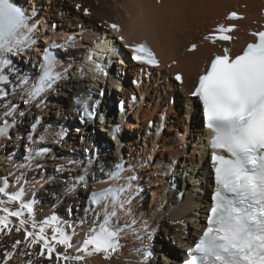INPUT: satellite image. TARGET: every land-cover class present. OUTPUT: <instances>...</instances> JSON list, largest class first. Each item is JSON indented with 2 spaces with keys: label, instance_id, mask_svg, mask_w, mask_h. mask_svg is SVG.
<instances>
[{
  "label": "bare ground",
  "instance_id": "1",
  "mask_svg": "<svg viewBox=\"0 0 264 264\" xmlns=\"http://www.w3.org/2000/svg\"><path fill=\"white\" fill-rule=\"evenodd\" d=\"M21 4L28 18L27 26L17 34L21 44L11 53L0 54V59L11 62L9 66L0 65L3 74L8 76L7 83H0V90L8 93L6 97H0V127H3L5 120L9 123L7 135L0 137V184L7 180L9 192L24 190L23 199L32 202L38 226L46 218L57 217L59 226L72 237L71 243L74 246H79L89 230L97 228L103 221V210L91 202L92 189L105 188L110 183V175L118 172V181L122 185H130L124 193V198L129 202L122 209H118V215L113 218V223L119 229V247L110 258H105L104 254H93L86 256L83 261H75L71 257L80 253L70 248L65 253L70 257L68 260L63 257L57 259V253H64L63 245L56 246L51 259L48 258L47 251L40 256L39 245L27 247L25 231L15 230L19 222L12 217L14 223L9 225L12 228L11 233L7 230L0 233V264L5 250L14 252L8 264H29V261L31 264L182 263L187 258V250L192 246V241L203 228L201 216L206 210H202L204 197L208 199V191L212 190L211 172L207 166L209 150L206 145L210 134L203 129L198 103L186 96L185 88L189 89L194 83L202 59L208 57L210 51L220 47V44L201 43L196 51L190 53L184 49L200 33L215 26L219 17L224 16L227 10L240 7L241 4L246 5L244 12L248 15L238 22L240 31L246 34L243 36H247L249 30L264 28V18L261 17L264 4L259 0H22ZM77 4L80 8L76 10L74 5ZM120 7L126 9L129 19L122 16ZM114 19L122 21L124 32L131 40L139 41L142 36L149 39L163 62L162 68L140 72L139 67L130 61L129 54L122 45L113 40L109 33L97 27L98 22L106 24ZM251 20H257L256 26L250 25ZM52 23L56 25L54 30ZM60 30L62 32L58 33ZM69 35L75 38L67 41ZM102 37L104 43L101 50H94L96 41ZM39 38L44 43L55 41L60 45V55L52 69L53 75H58L51 88L35 98H30L28 89L43 74L41 58L35 61L43 48V42ZM90 49L94 51L95 62L86 61ZM17 55L24 56V61L15 63L18 60ZM107 59H111L113 64L103 69ZM172 59L178 60L176 66L165 69V64ZM35 62H38V68H35L34 74H27L28 85L20 84L22 79L17 80L16 77L26 70V67H21ZM174 71H181L184 75L183 86L180 88L169 77ZM138 75H141L143 82L140 86H134L131 79ZM65 79L70 84L68 89L72 88L77 95H84L83 98L87 101L98 100L87 106L72 101L70 110L67 102L51 105L52 96L63 94L57 89L65 83ZM119 80H127L128 84L117 93L111 86L113 82L119 84ZM95 84L99 86V95L95 94L94 89L91 90L92 86L97 87ZM88 86L90 91H83V87ZM131 92L137 94L135 102L129 100L128 93ZM118 94L125 101L122 112L115 103ZM47 99L49 102L42 104ZM145 100L149 101L147 105ZM111 101H114L113 106L116 109L109 107L108 112L99 111L100 106H109ZM50 108L56 114V123L54 122L55 126L44 129L43 116H48ZM8 109H11L12 115L5 117L3 112ZM113 110L116 113L115 121L109 128L108 138L97 130L91 129L90 133L87 131L89 126L96 127L89 111H95L96 116L99 115L98 123H106L109 127ZM59 113H64V116ZM160 113L165 114L164 129L161 134L156 135L155 128L160 121ZM101 115L106 116L104 120H99ZM20 116L22 120H18ZM28 117L31 119L26 126L23 118ZM62 117L72 119V137L77 133L82 135L80 141L88 139L78 156L73 155L77 143L69 142L67 136L71 130L68 124L62 125ZM37 119H40L38 127L33 128ZM128 119L130 122L127 123ZM149 119L153 121L152 126L148 125ZM133 121L138 123L135 127H130L134 125ZM115 123L119 126L117 131L113 130ZM166 123L169 130L165 128ZM125 127L128 130L123 132ZM165 129L173 132V135L165 136ZM100 131L104 129L100 128ZM104 142H107V147H115L113 152L116 150L115 156L105 163L104 155L100 157L98 154V149L104 147ZM144 143H147L146 147ZM128 144H131L130 148L137 145L141 147L139 151L131 149L132 156L127 157ZM188 144L191 145L185 149L184 146ZM161 146V153L158 154L157 148ZM51 157L53 160L49 161ZM122 159L125 161L122 162ZM178 161L183 167L179 174L183 183L188 175L187 184H183V188L180 187L176 173L180 168L176 167ZM36 164L42 165L39 167ZM30 167L35 170L29 171ZM143 171L149 173L141 179ZM173 176L178 179L176 190L171 188L170 179ZM130 177L134 179H129ZM43 182L47 184L44 185ZM162 184L163 189L157 188ZM150 188L156 189L150 193ZM177 190L183 191L181 199L176 197ZM147 192L151 194L148 199L144 196ZM156 194L157 199L153 198ZM140 201H144L143 206ZM6 206L15 209L18 204L9 203ZM69 206L72 211L68 210ZM38 226L33 229L29 219L26 228L29 231H38ZM46 235L51 239V227H46ZM15 240L22 243L13 249ZM154 250L158 254L162 252L159 254L161 258L156 259Z\"/></svg>",
  "mask_w": 264,
  "mask_h": 264
},
{
  "label": "snow or ice",
  "instance_id": "2",
  "mask_svg": "<svg viewBox=\"0 0 264 264\" xmlns=\"http://www.w3.org/2000/svg\"><path fill=\"white\" fill-rule=\"evenodd\" d=\"M238 18L234 12L228 17ZM27 19L13 0H0V54L19 48L21 40L17 34L27 26ZM111 27L120 30L116 24ZM233 30L234 26L220 25L215 32L221 35L206 36L205 39H211L213 43L216 39L227 41L231 37L226 33ZM251 34L257 41L249 43L242 54L233 58L225 49L223 55L215 56L191 93L202 103L206 127L213 134L210 147L216 189L207 227L191 250L188 264H264V31ZM131 51L137 61L158 64L147 43L134 44ZM45 61L43 75L28 89L30 98L51 88L57 78L58 74L53 75L52 71L54 58L46 55ZM10 63L8 59H0V65L9 66ZM176 79L181 77L178 75ZM7 82L8 76L0 69V83ZM20 84L27 86L28 81L22 79ZM7 95V91L0 90V97ZM3 115L11 116V109L5 110ZM8 127L5 120L0 127V137L7 135ZM112 178H119V173H113ZM126 191L127 188L120 185L91 193V202L103 210V221L97 228L89 230L79 246H74L72 237L59 226L57 217L46 218L38 226L32 202L23 199L24 190L9 192L5 180L0 184V233L5 230L11 233L9 225L14 223L11 218L15 217L19 222L15 230L24 229L27 247L39 245L40 256L47 251L51 259L56 246L63 245L64 253H57V259L68 260L70 257L65 253L70 248L80 253L71 257L75 261H83L93 254L110 258L119 247V229L113 218L118 215V209L129 202L124 198ZM9 203L18 204V207L9 208L6 206ZM29 219L33 229L39 227L38 231L26 228ZM46 227L52 229L51 239L46 235ZM20 243L22 241H15L12 248H17ZM13 255V251L5 250L2 264H8Z\"/></svg>",
  "mask_w": 264,
  "mask_h": 264
},
{
  "label": "rangeland",
  "instance_id": "3",
  "mask_svg": "<svg viewBox=\"0 0 264 264\" xmlns=\"http://www.w3.org/2000/svg\"><path fill=\"white\" fill-rule=\"evenodd\" d=\"M75 6V5H74ZM57 27H58V25H57ZM62 32V30H60V32H58V33H61ZM41 35H43V34H41ZM39 41H41V42H43L42 41V39L41 38H39ZM42 44V43H41ZM47 44V43H46ZM43 45H45V43L43 42ZM80 49V48H79ZM24 54H26V53H24ZM24 54H20V55H24ZM20 55H17L18 57H17V61L15 62V63H17L18 64V61L19 62H22V61H24V60H22L23 58L25 59V57L24 56H20ZM38 55L39 54H37V59L35 60V61H37L40 57H38ZM19 59H21V60H19ZM24 67H26V70H25V72L24 73H22V74H20L19 76H17L16 77V79L17 80H20V79H28L29 78V76H27V74L29 73V72H31V73H33L34 74V70H35V68H38V62L36 63H34V64H30V63H26L25 65H23L21 68H24ZM116 68V67H115ZM114 68V69H115ZM116 71V70H115ZM112 72L114 73V70H112ZM20 73V72H19ZM111 73V72H110ZM112 73V74H113ZM26 74V75H25ZM9 75H10V73H9ZM111 75V74H110ZM169 77H170V75H169ZM11 80V82L13 81V79L11 78L10 79ZM66 81H65V83L62 85V86H59L58 87V89H57V91L58 92H62L63 94L62 95H59V96H52V100L50 101V104L51 105H54L55 103H57V102H62V103H64V102H67V106H70V107H67L68 108V110H70L71 108H72V101L73 102H78L79 103V105H88V104H92L94 101L96 102V100H98V99H88L89 101H87V99H84L83 97H84V95H82V94H78L77 95V93L71 88V89H68L69 87V83L67 82V80L68 79H65ZM119 82V84H116V82H113V85L111 86V87H114L115 88V92H117V93H120V90L122 89V88H124L125 87V85L126 84H128V81L126 80L125 82H127V83H125L124 81H122V80H119L118 81ZM130 82V81H129ZM67 83V84H66ZM89 83H91V82H89ZM88 82H87V84H89ZM96 86H97V84H95ZM99 85H101V84H99ZM121 86V87H120ZM98 87L99 86H97V87H94V86H92L91 88V90H95V94L96 95H99L100 94V89H98ZM120 87V88H119ZM101 88H103V89H105L104 87H101ZM108 88V87H107ZM118 88V89H117ZM93 90V91H94ZM102 90V89H101ZM83 91H90V87L88 86V87H83ZM127 92H128V90H127ZM104 94H106V90H105V93ZM129 94V93H128ZM126 97V96H125ZM121 97H120V95L118 94V98H115V103H116V105H117V101H119V99H120ZM68 99V100H67ZM46 102H49L48 101V99L44 102V103H42V104H44L45 105V103ZM112 102V101H111ZM145 105H147V103H149V101H146L145 100ZM115 103H114V101L111 103V104H109V106H104V107H102V106H100V110L99 111H102V110H105V112H108L110 109H109V107H113L114 109H116L113 105H115ZM69 104V105H68ZM106 107H107V110H106ZM67 113V112H66ZM65 113V114H66ZM111 114L112 115H110V119H111V121L110 122H108V124H109V127H107L106 126V123H98V121H97V117L99 116V115H97L96 116V112H95V115L92 117V120H93V122L95 123V128H93V126H89L88 128H86L87 129V131L89 132L91 129L92 130H97L98 132H100L101 134H103V135H107V133H109V131H110V126L112 125V122H114L115 121V110H113L112 112H111ZM56 114H54V111H53V109L52 108H50V112L48 113V116L47 117H45V115L43 116V120H42V122L44 123V126L42 127V128H44V129H48V128H51L52 126H55V123H56V121L54 120V116H55ZM59 115H61V116H64V113H62V114H60L59 113ZM58 115V116H59ZM118 115V114H117ZM120 116V115H119ZM32 117V116H31ZM106 116H100V118H99V120L100 119H102V120H104L103 118H105ZM21 118V120H22V116H20L19 118H18V120ZM91 118V117H90ZM108 118V119H109ZM24 119V121H25V125L26 126H28L29 124H28V120H30L31 118L30 117H28V118H23ZM62 119H63V126H65L66 124H68L69 125V127H70V130H71V132H70V134H68V139H69V142L71 143V144H75V143H77V149H76V151L73 153V155L74 154H77V156L80 154V149H82L83 148V146L87 143V141H88V139H86L85 137V140H84V142H82V141H80V137L82 136V135H79V134H74V137H72L71 136V134H72V132L74 131L73 129H72V125H71V122H72V119H69V117H66V119H64L63 117H62ZM151 119V118H150ZM149 119V120H150ZM79 120V119H78ZM139 120H141V121H143L144 119H139ZM148 120V121H149ZM61 121V120H60ZM18 122H20V121H18ZM55 122V123H54ZM128 122H130L129 121V119L127 120V123ZM133 123H134V125H132V126H130V127H135L136 125H137V123L138 122H136V121H133ZM148 123V122H147ZM84 124V123H83ZM136 124V125H135ZM52 125V126H51ZM155 125H156V123H155ZM42 126V124L39 126V129H40V127ZM99 126H100V128H103L104 129V131H100V128H99ZM148 126V125H147ZM67 127V126H66ZM98 128V129H97ZM152 128V127H151ZM166 129L168 128V123H166V127H165ZM154 129V128H153ZM166 129H165V136L166 135H168V134H172L173 135V132H168V131H166ZM125 130H128V129H126V127H125V129H124V131L123 132H125ZM167 130H169V129H167ZM96 132V131H95ZM94 132V133H95ZM182 132H184V130L182 131ZM90 133V132H89ZM88 133V134H89ZM92 134V133H91ZM95 135H96V133H95ZM141 136L143 135V134H140ZM141 136H136V138H141ZM106 138H108V135L106 136ZM171 138V137H170ZM15 139H17V137H15ZM172 139V138H171ZM72 140V141H71ZM108 141V140H107ZM79 142V143H78ZM186 142V141H185ZM5 143V142H4ZM127 144V143H126ZM146 144L147 143H144V146L146 147ZM5 144H3V146H4ZM131 145V144H130ZM129 144L127 145V152L126 153H128L127 154V157H131L132 155H130V153H131V151H133V150H137V151H139V149H140V147H141V145H143V141H142V144L141 145H137L136 147H133V148H130L131 146H130ZM191 144H188V145H186V146H184V148L185 149H187L189 146H190ZM2 145L0 144V147H1ZM4 147H6V145L4 146ZM113 148H115V147H113V146H108L107 147V142H104V147H99V149H98V154H99V156L101 157L102 156V154L104 155V157H103V160H104V163L108 160V159H110L111 157H113V156H115V154H116V150L113 152ZM102 149V150H101ZM131 149H133V150H131ZM148 149V148H147ZM158 149V151H157V153L158 154H160L161 153V150H162V146L161 147H158L157 148ZM156 153V154H157ZM96 157H97V155H96ZM96 157H94L95 159H96ZM53 160V158L51 157L50 159H49V161H52ZM172 161H173V159H171ZM165 163H167V161L165 162ZM164 163V164H165ZM164 164H163V166H164ZM37 166H39V167H41V165L42 164H36ZM176 167H180L178 170L179 171H176V173H178L177 174V177L179 178V180H180V187L181 188H183V184H187V178H188V175L186 176L185 174H184V177L186 176V178H185V181H184V183L182 182V180L180 179V177H179V174L181 173V171H182V169L181 168H183L182 166H180V161H178V163H177V165H176ZM163 168V167H162ZM161 168V169H162ZM34 171L35 169L34 168H32V167H30L29 168V171ZM28 171V170H27ZM148 173H149V171H146V173L143 171V173L141 172V179L142 178H144V177H146L147 175H148ZM175 173V174H176ZM199 175V174H198ZM63 179H67L66 177H62ZM171 182V181H170ZM43 184L45 185V184H47L46 182H43ZM193 184H194V182H193ZM159 187H161L160 189H163L164 188V186H163V184L162 185H159L157 188H159ZM207 188H208V186H207ZM154 189H156V188H152V190H154ZM150 191H148V192H150L151 193V188L149 189ZM208 190V189H207ZM182 191V190H181ZM210 191V190H209ZM146 193V194H144V196L148 199V198H150L151 197V194L150 193ZM179 192H180V190H179ZM201 192H202V190H201ZM202 197H203V194H202ZM153 198H155V199H157V194L156 195H154L153 196ZM141 202V204H142V206L144 205V201H140ZM208 203V199H207V197H204V205H203V208H202V210H205L206 209V204ZM64 209V208H63ZM69 211H72V208L69 206V209H68ZM204 217H205V211H204V215H202L201 216V220H203L204 219ZM189 227V225L187 226V228ZM133 238V237H132ZM15 241H17V240H15ZM15 241L13 242V244L15 243ZM134 241H136V239H135V237H134ZM4 251V250H3ZM2 251V252H3ZM154 253H156L155 252V250H154ZM153 253V254H154ZM162 252H160L159 254H161ZM159 254H158V252L156 253V255H154V256H156V259H158V258H161V256L159 257ZM146 260H148V259H146Z\"/></svg>",
  "mask_w": 264,
  "mask_h": 264
},
{
  "label": "water",
  "instance_id": "4",
  "mask_svg": "<svg viewBox=\"0 0 264 264\" xmlns=\"http://www.w3.org/2000/svg\"><path fill=\"white\" fill-rule=\"evenodd\" d=\"M97 189H92L91 191H90V194L92 193V192H94V191H96ZM178 191V190H177ZM210 198V193L208 192V199ZM183 261V260H182Z\"/></svg>",
  "mask_w": 264,
  "mask_h": 264
}]
</instances>
